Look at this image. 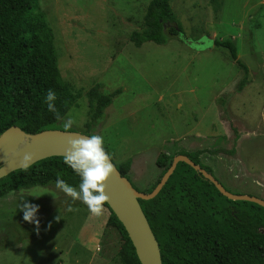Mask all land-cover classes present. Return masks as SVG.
<instances>
[{"label": "rangeland", "instance_id": "374dc122", "mask_svg": "<svg viewBox=\"0 0 264 264\" xmlns=\"http://www.w3.org/2000/svg\"><path fill=\"white\" fill-rule=\"evenodd\" d=\"M150 1L35 0L53 29L59 70L75 97L54 127L102 135L115 165L127 169L141 192L160 179L156 161L166 152L197 155L230 192L264 199V0H170L186 40L137 47L130 35L143 29ZM216 38L233 41L249 68L242 91L244 71L227 49L215 46ZM118 89L94 122L99 97ZM69 116L80 126L65 129ZM25 202L39 205V225L24 220L18 207ZM70 202L88 211L56 182L0 198V264H123L113 226L107 225L101 248L80 250V221L65 220Z\"/></svg>", "mask_w": 264, "mask_h": 264}, {"label": "trees", "instance_id": "16d2710c", "mask_svg": "<svg viewBox=\"0 0 264 264\" xmlns=\"http://www.w3.org/2000/svg\"><path fill=\"white\" fill-rule=\"evenodd\" d=\"M182 35L183 27L170 0H151L143 29L134 31L130 40L141 47L149 41L166 44L176 37L184 42ZM214 44L227 49L230 58L243 69L244 77L237 87L242 91L249 68L239 60L235 43L216 38ZM49 89L56 93L60 119L47 109L45 97ZM119 93L118 89L99 97L94 122L105 116ZM74 100L59 70L54 32L46 13L35 0H0V135L14 125L28 134L56 129L54 125L68 113ZM186 156L201 164L197 155ZM173 158L166 152L158 156L156 163L163 172L147 193L160 182ZM200 166L212 174L209 167ZM118 168L127 177V169ZM57 178L73 187L80 183V177L64 163L63 157L54 156L0 179V198L10 192L47 186ZM140 204L159 242L163 264H264V207L228 199L185 162L178 163L155 198L140 200ZM104 206L110 211L107 225L116 228L122 239V263L141 264L123 224L107 203Z\"/></svg>", "mask_w": 264, "mask_h": 264}, {"label": "water", "instance_id": "95a60500", "mask_svg": "<svg viewBox=\"0 0 264 264\" xmlns=\"http://www.w3.org/2000/svg\"><path fill=\"white\" fill-rule=\"evenodd\" d=\"M78 136H89V134L60 129H48L36 134H28L17 125L9 127L0 135V179L14 171L24 169L22 161L25 153L33 155V161L30 166L46 158L63 157L66 148L69 146L67 143L69 138ZM180 162H185L196 171L202 173L228 199L249 201L264 207L263 198L230 192L215 176L183 154L174 156L170 168L150 193L137 190L129 178L122 175L112 160L115 171L105 182V191L109 196L107 204L123 224L141 264H163V261L159 242L143 211L140 200L155 198L166 185Z\"/></svg>", "mask_w": 264, "mask_h": 264}, {"label": "clouds", "instance_id": "9594fccd", "mask_svg": "<svg viewBox=\"0 0 264 264\" xmlns=\"http://www.w3.org/2000/svg\"><path fill=\"white\" fill-rule=\"evenodd\" d=\"M56 99L55 91L49 89L45 97L47 109L60 119L55 106ZM74 125L80 126L75 118L69 116L64 121L63 127L70 129ZM67 143L69 146L66 148L63 161L80 177V183L77 189L67 184L63 179L57 178L56 187L67 196H70L73 201L79 200L84 203L91 214L100 216L104 212V205L109 201V196L105 191V182L115 171L111 155L105 149L104 137L98 134L78 136L69 138ZM32 161L33 155L25 153L22 161L24 170H27ZM18 208L23 211L24 220L39 225L37 218L39 205L25 202L22 205L20 204ZM66 210L71 212L73 209L69 205Z\"/></svg>", "mask_w": 264, "mask_h": 264}, {"label": "crops", "instance_id": "0c3cea01", "mask_svg": "<svg viewBox=\"0 0 264 264\" xmlns=\"http://www.w3.org/2000/svg\"><path fill=\"white\" fill-rule=\"evenodd\" d=\"M200 136V135H198ZM72 211L66 215V224L69 225L71 221L75 219L80 221L79 224V233L76 237V244L79 245L80 250L90 251L89 248L98 250L102 245L107 243V239L104 236L109 233L107 221L109 219V209L104 206V209H107L108 213L102 214L100 216H95L85 210L84 205L74 204L70 202ZM69 206V205H68ZM83 216L81 217V215ZM80 216V217H79ZM73 244V243H71ZM75 246V245H74ZM73 245L66 247L67 255H72ZM72 248V249H71Z\"/></svg>", "mask_w": 264, "mask_h": 264}, {"label": "flooded vegetation", "instance_id": "af4514ba", "mask_svg": "<svg viewBox=\"0 0 264 264\" xmlns=\"http://www.w3.org/2000/svg\"><path fill=\"white\" fill-rule=\"evenodd\" d=\"M201 165V164H200Z\"/></svg>", "mask_w": 264, "mask_h": 264}]
</instances>
